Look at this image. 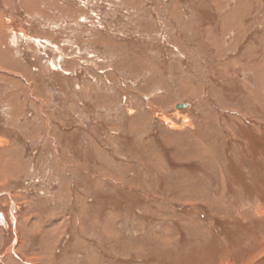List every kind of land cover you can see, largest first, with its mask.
I'll list each match as a JSON object with an SVG mask.
<instances>
[{
  "label": "rangeland",
  "instance_id": "1",
  "mask_svg": "<svg viewBox=\"0 0 264 264\" xmlns=\"http://www.w3.org/2000/svg\"><path fill=\"white\" fill-rule=\"evenodd\" d=\"M0 264H264V0H0Z\"/></svg>",
  "mask_w": 264,
  "mask_h": 264
},
{
  "label": "water",
  "instance_id": "2",
  "mask_svg": "<svg viewBox=\"0 0 264 264\" xmlns=\"http://www.w3.org/2000/svg\"><path fill=\"white\" fill-rule=\"evenodd\" d=\"M188 107V104H178L176 105V109H184V108H187Z\"/></svg>",
  "mask_w": 264,
  "mask_h": 264
}]
</instances>
